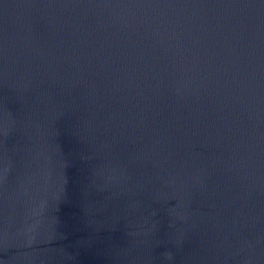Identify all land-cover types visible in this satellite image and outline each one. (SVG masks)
Here are the masks:
<instances>
[{
	"label": "water",
	"instance_id": "95a60500",
	"mask_svg": "<svg viewBox=\"0 0 264 264\" xmlns=\"http://www.w3.org/2000/svg\"><path fill=\"white\" fill-rule=\"evenodd\" d=\"M0 264H264V0H0Z\"/></svg>",
	"mask_w": 264,
	"mask_h": 264
}]
</instances>
